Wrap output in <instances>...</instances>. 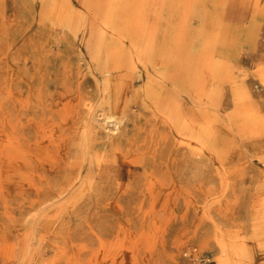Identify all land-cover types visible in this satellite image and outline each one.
Returning a JSON list of instances; mask_svg holds the SVG:
<instances>
[{"label":"bare ground","instance_id":"obj_1","mask_svg":"<svg viewBox=\"0 0 264 264\" xmlns=\"http://www.w3.org/2000/svg\"><path fill=\"white\" fill-rule=\"evenodd\" d=\"M45 1L43 11L49 24L62 33L71 29L74 37L81 14L70 0ZM89 1L83 0L85 7ZM195 1L205 5L204 0ZM132 3L105 0L100 4L102 22L110 30L89 36L82 44L73 40L76 57L84 67L78 64L72 69L62 64L50 78L53 91L46 96L41 88L33 89L34 72L41 70L43 61L59 56L58 50L38 46L31 55L20 51L4 55L0 68V264H91L90 258L85 260L92 240L89 227L81 236L71 235L69 222L80 208L89 206L94 192L104 200L102 208L122 209L118 198L130 189L118 182L123 178L121 169L127 176L132 170H142L146 182L134 190L138 199L134 208L143 216L155 215L172 209L178 197L186 198L187 189L175 179L182 175L178 165L191 159L202 162L208 155L211 165L215 160L220 163L215 169L221 188L209 202L206 215L210 207L219 212L228 209L226 193H235L238 179L237 167L228 157L237 150L236 138L262 142L256 138L264 134L261 109L237 91L232 123L204 111L200 104H212L210 87L217 80L218 69L207 73L185 48L174 50L169 45L158 52L155 64L163 79L148 84L141 100V108L163 133L156 139L155 133L147 138L143 131L144 137L138 139L135 133L128 136L120 131V122L139 116L137 98L126 100L123 94L133 79L140 81L143 75L137 63L139 35L123 31L127 27L135 30L142 22V11L130 9ZM124 16L128 26L122 25ZM203 63L211 67L210 59ZM86 73L94 82L91 90L85 86ZM258 74L264 83V67ZM175 87L181 91L193 87L199 107L189 110ZM263 186L264 180L257 184L252 198L253 208L258 210L264 207ZM119 230L126 236L114 248L128 255L131 264H140L139 246L148 235L143 229L135 235L126 225L118 226ZM217 242V264H230L229 258L237 253L235 246L225 237ZM119 251L102 254L99 261L120 264ZM181 251L197 254L193 246ZM147 256L141 264H148Z\"/></svg>","mask_w":264,"mask_h":264},{"label":"rangeland","instance_id":"obj_2","mask_svg":"<svg viewBox=\"0 0 264 264\" xmlns=\"http://www.w3.org/2000/svg\"><path fill=\"white\" fill-rule=\"evenodd\" d=\"M102 2L105 0H90L85 7L83 0H70L75 12L81 14L75 36L71 37V29L62 33L49 24L43 11L47 5L45 0H0V68L4 55L12 51L31 55L38 46H46L55 53L58 50L59 56L43 61L41 70L34 72L32 87L41 88V94L46 96L53 91L50 78L62 64L72 69L78 64L84 67V62L76 57L73 40L82 44L87 37L110 30L102 22ZM128 2H133L130 9L141 10L143 14L135 30L123 28L124 32L139 35L136 53L140 54L137 63L143 75L140 81L133 79L132 86L123 94L126 100L137 98L139 116H129L125 123L120 122L121 132L125 131L128 136L135 133L138 139L144 137L143 131L147 132V138L155 133L156 139L163 133L162 127H157L141 108V100L148 84H157L163 79L155 64L158 52L167 45L174 50L185 48L193 60L204 65L207 73L212 68L218 69L217 80L210 87L212 104L207 101L200 104L204 111L220 121L232 123L237 108L236 92L240 91L264 114V83L258 74L264 67V0H204V6L195 0ZM123 18L122 25L128 26L126 16ZM206 58L210 59V68L203 63ZM31 61L29 58L28 63ZM84 78L86 89H93L92 77L86 73ZM175 91L189 110L199 107L193 87L185 91L175 87ZM256 138L262 142L250 143L248 137L236 138L237 150L228 155L237 167L236 191L226 193L230 202L228 209L219 212L210 207L207 215L209 202L220 193L221 183L215 169L220 164L218 160L211 165L207 155L202 162L191 159L178 165L182 175L175 179L187 189L186 198L178 197L174 207L166 212L146 216L134 208L138 201L134 190L146 182L142 170H132L127 176L126 170L121 169L123 178L118 182L130 189V193L120 194L118 198L122 209L102 208L104 200L94 192L89 206L80 208L69 222L71 235L81 236L86 227L91 231L90 255L85 260L90 258L91 264H111L109 260L99 261L98 257L119 251L114 247L123 243L126 232H117V228L126 225L135 235L142 229L148 235V240L141 241L139 246L137 260L140 264L146 255H149L148 264H217L220 256L217 240L222 237L237 250L229 258L230 264H264V207L258 210L252 205L256 186L264 180V134ZM261 190L264 193V186ZM113 195L108 200H112ZM145 242L151 246L149 253ZM189 246L195 248L196 257L182 253L181 249ZM119 252L120 264H131V258L122 250Z\"/></svg>","mask_w":264,"mask_h":264}]
</instances>
